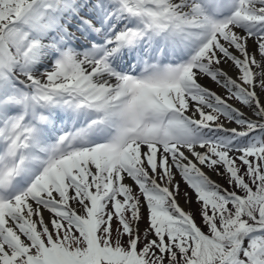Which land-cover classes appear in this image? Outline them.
I'll use <instances>...</instances> for the list:
<instances>
[{
	"label": "snow or ice",
	"instance_id": "1",
	"mask_svg": "<svg viewBox=\"0 0 264 264\" xmlns=\"http://www.w3.org/2000/svg\"><path fill=\"white\" fill-rule=\"evenodd\" d=\"M0 264H264V0H0Z\"/></svg>",
	"mask_w": 264,
	"mask_h": 264
},
{
	"label": "rangeland",
	"instance_id": "2",
	"mask_svg": "<svg viewBox=\"0 0 264 264\" xmlns=\"http://www.w3.org/2000/svg\"><path fill=\"white\" fill-rule=\"evenodd\" d=\"M216 179H218V178L216 177ZM221 182H223V181H221ZM184 191H185L184 185L181 184V198H180V201L182 202L183 206H184V200H183V198H182V193H183ZM191 207L193 208V210H195L196 205L193 204ZM197 222L199 223V218H197Z\"/></svg>",
	"mask_w": 264,
	"mask_h": 264
},
{
	"label": "bare ground",
	"instance_id": "3",
	"mask_svg": "<svg viewBox=\"0 0 264 264\" xmlns=\"http://www.w3.org/2000/svg\"><path fill=\"white\" fill-rule=\"evenodd\" d=\"M181 205L183 206L182 202L180 201Z\"/></svg>",
	"mask_w": 264,
	"mask_h": 264
}]
</instances>
